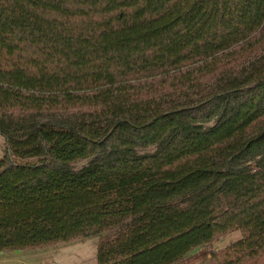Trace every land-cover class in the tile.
<instances>
[{"label": "trees", "instance_id": "1", "mask_svg": "<svg viewBox=\"0 0 264 264\" xmlns=\"http://www.w3.org/2000/svg\"><path fill=\"white\" fill-rule=\"evenodd\" d=\"M0 136V252L258 264L264 0H0Z\"/></svg>", "mask_w": 264, "mask_h": 264}, {"label": "rangeland", "instance_id": "2", "mask_svg": "<svg viewBox=\"0 0 264 264\" xmlns=\"http://www.w3.org/2000/svg\"><path fill=\"white\" fill-rule=\"evenodd\" d=\"M4 142L0 136V157L3 156ZM152 147H139L137 152H151ZM88 158L71 164L78 169L86 164ZM239 231L233 229L223 235L217 236L210 243L197 247L188 254L171 264H205L208 255L217 251L239 238ZM97 235L73 239L67 242H56L39 248L22 249L18 251L6 250L0 252V264H96L95 249ZM264 264V257L257 260Z\"/></svg>", "mask_w": 264, "mask_h": 264}, {"label": "water", "instance_id": "3", "mask_svg": "<svg viewBox=\"0 0 264 264\" xmlns=\"http://www.w3.org/2000/svg\"><path fill=\"white\" fill-rule=\"evenodd\" d=\"M13 251H18V250H13Z\"/></svg>", "mask_w": 264, "mask_h": 264}]
</instances>
